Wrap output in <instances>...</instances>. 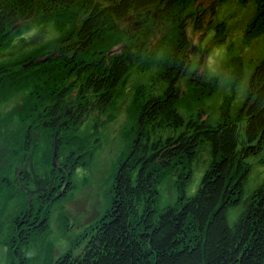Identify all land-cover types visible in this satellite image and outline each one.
<instances>
[{
  "label": "trees",
  "instance_id": "16d2710c",
  "mask_svg": "<svg viewBox=\"0 0 264 264\" xmlns=\"http://www.w3.org/2000/svg\"><path fill=\"white\" fill-rule=\"evenodd\" d=\"M182 1L0 0L1 46L5 45L1 42L9 37L17 22L29 19L34 12L43 16H66V20L71 21L70 31L58 43L44 49L45 54L54 51L50 53L53 54L51 57L41 64L33 63L26 68L22 65L23 69L39 65V70L32 74H24L21 70L22 73L16 75L10 72L14 68H0L2 94L21 88L26 89L31 97L32 112L25 114L24 105L21 129L24 131L28 121L31 122L42 111L36 121L38 130L43 135L48 134L49 138L53 137V142L55 136L58 138L63 134L74 139L67 133L75 129L84 118L83 114L92 108L105 110L112 102L117 85L134 64L144 56L154 61V52L148 50L152 37L161 27L172 26L165 31L162 39L168 35L166 48L174 45L173 53L166 59L164 71L157 76L165 87L158 95L145 97L142 93L140 97L143 100L139 101V108L136 109V120L141 129L134 142L136 155L133 157L131 152V161L125 159L118 164L113 175L110 205L94 231L83 235V238L89 237L81 251L75 255L67 251L58 256L53 264H264V182L246 198L243 197V187L251 170L249 160L264 153V58L250 74L246 99L234 119H228L225 111L224 121L215 125L189 121L185 124L186 129L174 138L149 137L148 126L161 125V129L165 126L177 130L184 125L176 108L179 102L176 86L187 71L184 50L188 45L186 16L181 13L184 6H179ZM256 2L258 11L251 26L255 27L259 19L264 29V3ZM74 8V14H68ZM209 13L214 15V5L210 6ZM205 15L202 12L196 16L194 29L202 30ZM217 25L214 27L215 35L223 29L222 23ZM174 29L176 39L172 41L170 33ZM118 43L123 45L120 52L107 55V51ZM55 52L60 55H54ZM40 56L44 55L39 52L24 60L36 61ZM44 64L47 68L42 67ZM73 68H85L81 69L83 71L78 79L74 78L80 86H84H76L79 89L73 98L65 97L62 102L58 101L56 91L69 89L65 83L72 77ZM190 81L200 92L204 86L209 95L214 89L209 85L207 87L210 83L204 80L190 78ZM49 82L51 85L47 87ZM91 98H94L92 103ZM30 130L31 124L23 143L25 149L30 144L32 150L35 147ZM53 144L50 147V141L47 142L44 149L51 153L50 157ZM75 144L79 145H72ZM72 145L65 142L58 145L57 141L55 160L61 150ZM21 148L23 155H17L18 158L13 157L16 155L12 151L10 154L18 160L19 166L22 163L24 167L23 164L29 161V177L24 175L23 184L17 180L18 169L13 182L8 174H0V190L9 187L28 195L20 211L25 220L22 223L26 224L34 216L32 201L37 202L42 194H36L43 192L38 190L33 195L35 200L33 196L29 200L28 185L37 187L42 182L45 188L48 179L55 180L52 176L59 168H50L44 174L50 178L38 181L31 163L34 151L30 154V162L24 156L26 150ZM205 151L208 160L199 186L192 196H187L186 189L194 166L203 154L200 152ZM0 167L3 168L1 162ZM165 171L177 173V196L172 204L158 207V187ZM7 184L13 188L5 186ZM67 189L49 191V197H53L50 200L48 197V201L63 199ZM233 208L241 210L230 224L228 214ZM47 212L36 225L38 235L47 231ZM36 227L33 226V229ZM30 230L32 227L26 232L20 231L18 235L21 238ZM19 264L26 263L22 259Z\"/></svg>",
  "mask_w": 264,
  "mask_h": 264
},
{
  "label": "rangeland",
  "instance_id": "374dc122",
  "mask_svg": "<svg viewBox=\"0 0 264 264\" xmlns=\"http://www.w3.org/2000/svg\"><path fill=\"white\" fill-rule=\"evenodd\" d=\"M260 1H262L261 4L264 3V0ZM256 3V0H247V2L243 0H184L179 4L180 7L184 6L181 13L186 16L185 30L188 44L184 49L187 58L186 76L176 86L179 96L176 108L184 120V125L177 130L165 128V126L161 129V125L148 126L150 138L158 136L163 139L169 136L174 138L186 129L185 124L189 121L197 123L203 121L215 125L216 122L224 121L225 111L228 119H234L236 114H239L246 99L250 74L264 58V29L261 28L259 19L255 27L251 26L258 11ZM102 4L105 5V3ZM211 5H214L212 16L209 13ZM75 10L76 8L68 14L73 15ZM202 12L206 15L200 31L194 29L193 25L196 16ZM70 23V20H66V16H43L38 12H34L29 19L20 20L13 27L9 37L1 42L5 45H0V68H14L10 72L16 75L21 74V70H24V74H32L39 70L41 68L39 65L23 69L22 65L24 67V64L29 62L24 59L39 52L44 55L40 56L41 58L52 56L53 54L50 53H53V50L45 54L44 49L58 43L59 39L70 31ZM219 23L223 24V29L221 33L217 32L215 35L214 27ZM161 28L149 43L148 50L154 52V61L144 56L140 62H136L117 85L111 104L102 111L96 107L92 108L88 113L83 114L84 118L77 123L75 129L67 133L75 137L74 139L69 136L64 137L65 134L56 138L58 145L64 142L68 145L74 143L79 145L75 144L61 150L54 167L50 165L51 153L44 150L47 142L50 141V147L52 146L53 137L49 138L48 134H41L36 122L42 111L31 122L28 121L24 131L21 129L24 105L25 114L32 112L28 91L21 88L4 94L0 91V162L3 167H0V174L4 176L8 174L13 182L16 180L18 169V182L29 177L27 175L30 172L27 165L29 161H26L23 167L22 163L19 166L18 160L13 159L22 154L20 146L21 149L26 150L24 156L26 155L30 162V154L34 151L31 163L38 181L50 178L44 175L50 168H59L52 176L55 180L46 179L47 184L43 192L36 194L38 189L34 191L33 194L36 196L41 194L42 196L37 202L32 201V208L35 209L34 216L26 224L22 223L25 220L20 211L28 195L21 190H10L9 187L7 190L6 187L0 190V264H19L22 259L26 264H53L58 256L67 251H71L72 255L81 251L89 237L88 235L83 238V235L94 231V227L99 224L110 205L113 175L118 164L125 159L131 161L129 157L131 152L133 157L136 155L134 142L141 131L136 120V109L139 108V101L143 100L140 95L142 93L145 97L158 95L165 87L164 82L157 76L164 71V63L173 53L174 45L166 48L168 35L162 39L165 31L172 29V26ZM170 34L172 41L175 40L176 30L174 29ZM122 46L118 43L106 54L110 56L112 53H118ZM54 55L60 54L55 52ZM42 67L47 68L45 64ZM73 69L72 77L66 81L65 85L69 89L75 88L73 90L58 89L56 91L59 96L58 101L62 102L65 97L73 98L79 89L77 87L80 83L74 78L78 79L85 68ZM190 78H198L210 83L206 86L214 88L212 93L209 95L205 86L200 92L193 86L194 83L190 81ZM235 78L239 80L236 81ZM50 85L49 82L47 87ZM43 93L48 94L46 91ZM93 101L94 98H91L90 103ZM30 124V135H33L31 142L35 147L32 150H30V144L25 149V143H23L27 139L26 130ZM11 151L16 156L10 154ZM200 154L202 155L194 166L191 181L186 189L187 196H192L196 192L208 160L207 151ZM263 158L264 153L259 158L249 160L251 170L243 187L244 198L264 182ZM14 166H16L15 169ZM169 173L165 171L161 176L158 187L160 195L158 207L172 204L177 196L175 187L177 173ZM24 175L27 176L24 177ZM21 183L25 184L24 181ZM5 186L13 188L8 184ZM28 186L26 191L33 189L34 185ZM67 187V193L63 199L48 201L49 191L64 190ZM52 197L50 195L49 200ZM33 199L35 200V197ZM46 210H48L47 231L38 235L36 225L46 214ZM240 210V208L230 209L228 214L230 224L237 218ZM37 214L38 217H36ZM30 223L32 224L29 225ZM33 226L36 228L33 229ZM31 227V232H27L28 234L20 238L19 232H26ZM25 241L27 242L24 243Z\"/></svg>",
  "mask_w": 264,
  "mask_h": 264
},
{
  "label": "water",
  "instance_id": "95a60500",
  "mask_svg": "<svg viewBox=\"0 0 264 264\" xmlns=\"http://www.w3.org/2000/svg\"><path fill=\"white\" fill-rule=\"evenodd\" d=\"M49 57H51V55L45 56V57L40 58V59H38L36 61H30V62L24 64V68L32 65L33 63H35V64H41L42 62H44L45 60H47ZM53 143L54 144H53V151H52V166L55 165V162H56L55 159H56V155H57V140H56V136L54 137V142ZM35 190H37V189H35ZM35 190H29V200H31L32 195H33V193H34Z\"/></svg>",
  "mask_w": 264,
  "mask_h": 264
},
{
  "label": "flooded vegetation",
  "instance_id": "af4514ba",
  "mask_svg": "<svg viewBox=\"0 0 264 264\" xmlns=\"http://www.w3.org/2000/svg\"><path fill=\"white\" fill-rule=\"evenodd\" d=\"M20 172H22L21 170H19ZM19 172V173H20ZM19 179V177L17 178V180ZM35 189H38V190H42V191H44V188H43V184H42V182L41 183H39L38 185H37V187H33V189L32 188H30V190H35ZM27 191H29V189L27 190ZM34 195V194H33Z\"/></svg>",
  "mask_w": 264,
  "mask_h": 264
},
{
  "label": "bare ground",
  "instance_id": "6f19581e",
  "mask_svg": "<svg viewBox=\"0 0 264 264\" xmlns=\"http://www.w3.org/2000/svg\"><path fill=\"white\" fill-rule=\"evenodd\" d=\"M27 61H29V62H30L31 60H27ZM27 63H28V62H27Z\"/></svg>",
  "mask_w": 264,
  "mask_h": 264
}]
</instances>
